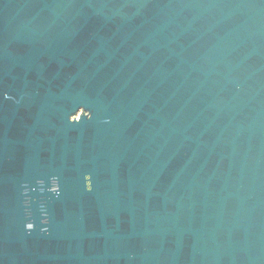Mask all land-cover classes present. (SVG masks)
Segmentation results:
<instances>
[{"label": "water", "instance_id": "water-1", "mask_svg": "<svg viewBox=\"0 0 264 264\" xmlns=\"http://www.w3.org/2000/svg\"><path fill=\"white\" fill-rule=\"evenodd\" d=\"M0 264H264V0H0Z\"/></svg>", "mask_w": 264, "mask_h": 264}, {"label": "clouds", "instance_id": "clouds-1", "mask_svg": "<svg viewBox=\"0 0 264 264\" xmlns=\"http://www.w3.org/2000/svg\"><path fill=\"white\" fill-rule=\"evenodd\" d=\"M27 228H28V229H31V228H32V225H31V224H28V225H27Z\"/></svg>", "mask_w": 264, "mask_h": 264}]
</instances>
